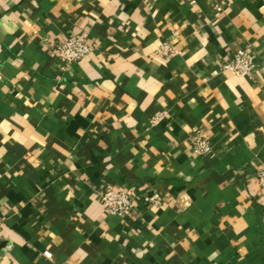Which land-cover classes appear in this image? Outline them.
<instances>
[{
  "label": "crops",
  "instance_id": "1",
  "mask_svg": "<svg viewBox=\"0 0 264 264\" xmlns=\"http://www.w3.org/2000/svg\"><path fill=\"white\" fill-rule=\"evenodd\" d=\"M0 58V264H264V0H0Z\"/></svg>",
  "mask_w": 264,
  "mask_h": 264
},
{
  "label": "built area",
  "instance_id": "2",
  "mask_svg": "<svg viewBox=\"0 0 264 264\" xmlns=\"http://www.w3.org/2000/svg\"><path fill=\"white\" fill-rule=\"evenodd\" d=\"M93 45L89 42L87 34L72 33L57 44V54L68 64L83 59L93 51ZM255 60L246 50L237 51L232 58L224 64V68L235 74L250 75L252 73ZM2 60L0 58V69ZM194 150L199 155H206L213 150V144L199 133L193 140ZM256 179L264 189V163L260 164L256 171ZM134 191H125L113 187H107L101 193V200L108 214L121 217L132 213L135 207ZM146 200L157 203L158 194L147 195ZM2 223L0 220V231ZM47 257H52L50 251H45Z\"/></svg>",
  "mask_w": 264,
  "mask_h": 264
}]
</instances>
